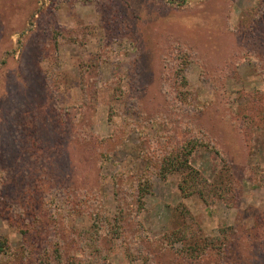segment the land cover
Wrapping results in <instances>:
<instances>
[{
  "label": "rangeland",
  "instance_id": "374dc122",
  "mask_svg": "<svg viewBox=\"0 0 264 264\" xmlns=\"http://www.w3.org/2000/svg\"><path fill=\"white\" fill-rule=\"evenodd\" d=\"M180 1L0 0V264H264V0Z\"/></svg>",
  "mask_w": 264,
  "mask_h": 264
},
{
  "label": "trees",
  "instance_id": "16d2710c",
  "mask_svg": "<svg viewBox=\"0 0 264 264\" xmlns=\"http://www.w3.org/2000/svg\"><path fill=\"white\" fill-rule=\"evenodd\" d=\"M171 4H173L176 8L182 7L183 1L178 0H167ZM180 2V3H179ZM190 153V150L187 151L186 155ZM185 157V158H184ZM180 163L173 164L172 170L181 169V171L185 174L182 182H180V191L182 193L185 192L186 189L189 192L185 195L189 194H197L203 201L206 200L207 196H209L211 188L209 187L208 181L203 179L197 171L192 169L188 164L187 157L184 156ZM175 161V160H174ZM94 231H86L83 235L81 247L86 251L87 260L91 261L95 258L96 253H101L102 250L98 246L97 239L94 236ZM98 233V232H97Z\"/></svg>",
  "mask_w": 264,
  "mask_h": 264
}]
</instances>
